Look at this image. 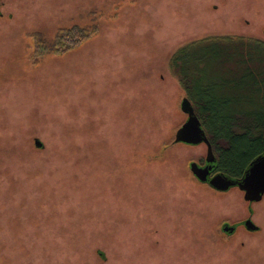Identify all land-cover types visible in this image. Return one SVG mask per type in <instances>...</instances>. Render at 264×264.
Returning a JSON list of instances; mask_svg holds the SVG:
<instances>
[{"label": "rangeland", "instance_id": "obj_1", "mask_svg": "<svg viewBox=\"0 0 264 264\" xmlns=\"http://www.w3.org/2000/svg\"><path fill=\"white\" fill-rule=\"evenodd\" d=\"M72 25L94 33L50 49ZM204 38L264 41V0H0V264H264V195L216 192L189 168L206 145L174 141L170 58Z\"/></svg>", "mask_w": 264, "mask_h": 264}, {"label": "trees", "instance_id": "obj_2", "mask_svg": "<svg viewBox=\"0 0 264 264\" xmlns=\"http://www.w3.org/2000/svg\"><path fill=\"white\" fill-rule=\"evenodd\" d=\"M92 33L78 25L59 29L49 48L64 52ZM243 45L211 43L204 38L185 43L170 58L179 84L186 86L191 79L190 87H184L185 95L207 132L216 159L214 170L235 179L264 153V41L248 40ZM190 49L195 51L189 54ZM209 51L215 63L224 65L219 74L224 82L217 79L202 88L198 71L183 68L188 60L203 59L199 54Z\"/></svg>", "mask_w": 264, "mask_h": 264}, {"label": "water", "instance_id": "obj_3", "mask_svg": "<svg viewBox=\"0 0 264 264\" xmlns=\"http://www.w3.org/2000/svg\"><path fill=\"white\" fill-rule=\"evenodd\" d=\"M180 109L186 114L187 118L175 132V142L196 145L204 143L206 145L205 166H200L196 161L189 163L192 174L200 182L207 183L217 191H226L230 187L236 186L243 192V199L248 202L261 200L264 195V153L255 157L250 163L244 174L239 178H231L223 173L209 175L212 169L211 163L215 161V156L209 139L201 125V121L195 114L194 108L188 99L184 96L180 102ZM35 145L41 146L35 139ZM246 229L256 230L258 227L251 219H246L243 223ZM222 231L232 233L234 226L223 224Z\"/></svg>", "mask_w": 264, "mask_h": 264}, {"label": "flooded vegetation", "instance_id": "obj_4", "mask_svg": "<svg viewBox=\"0 0 264 264\" xmlns=\"http://www.w3.org/2000/svg\"><path fill=\"white\" fill-rule=\"evenodd\" d=\"M216 160V159H215ZM200 166H205L207 163L205 162V159H202V161L201 162H197ZM211 165H212V169H211V171H210V176L211 175H214L215 173H218V172H216L215 170H214V166H215V161L213 162V163H211ZM249 203H251V202H249ZM249 219V218H248ZM244 221L245 220H243V222H241L242 223V225H243V223H244ZM223 224H228V225H230L228 222H224ZM222 224V225H223ZM222 225H221V227H222ZM230 226H234V230L232 231V233L235 231V229H236V226L235 225H230Z\"/></svg>", "mask_w": 264, "mask_h": 264}, {"label": "bare ground", "instance_id": "obj_5", "mask_svg": "<svg viewBox=\"0 0 264 264\" xmlns=\"http://www.w3.org/2000/svg\"><path fill=\"white\" fill-rule=\"evenodd\" d=\"M241 192V191H240Z\"/></svg>", "mask_w": 264, "mask_h": 264}]
</instances>
